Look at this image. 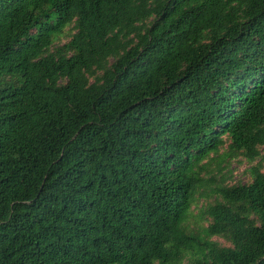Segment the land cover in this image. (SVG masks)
<instances>
[{
  "label": "trees",
  "instance_id": "16d2710c",
  "mask_svg": "<svg viewBox=\"0 0 264 264\" xmlns=\"http://www.w3.org/2000/svg\"><path fill=\"white\" fill-rule=\"evenodd\" d=\"M263 165L264 0H0V264H264Z\"/></svg>",
  "mask_w": 264,
  "mask_h": 264
},
{
  "label": "rangeland",
  "instance_id": "374dc122",
  "mask_svg": "<svg viewBox=\"0 0 264 264\" xmlns=\"http://www.w3.org/2000/svg\"><path fill=\"white\" fill-rule=\"evenodd\" d=\"M66 41V37L63 36L56 44L61 45ZM226 144L221 149H219L217 155H215L212 161H210V164L208 166V175L204 176L205 179H208V177L213 178V183L210 185L211 188L220 185L221 183L225 185L248 183L250 181L249 169L257 163V160H255L253 163H247L240 157L232 159L225 158L224 154L226 152ZM217 163H219L218 167L216 166ZM199 194H201V196H199ZM208 194V190H204V188H201L198 191V194L196 195V200L191 206V209L188 214V219L186 221V224L188 225L189 229L198 231L199 229L206 226L207 219L201 215V211L202 207L205 204L211 203L212 201L211 197H206V195ZM211 240L217 242L220 246H228L221 239L212 238Z\"/></svg>",
  "mask_w": 264,
  "mask_h": 264
}]
</instances>
